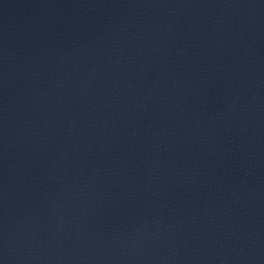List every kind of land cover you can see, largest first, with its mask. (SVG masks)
<instances>
[{
  "label": "water",
  "instance_id": "95a60500",
  "mask_svg": "<svg viewBox=\"0 0 264 264\" xmlns=\"http://www.w3.org/2000/svg\"><path fill=\"white\" fill-rule=\"evenodd\" d=\"M0 264H264V91L124 0H0Z\"/></svg>",
  "mask_w": 264,
  "mask_h": 264
}]
</instances>
